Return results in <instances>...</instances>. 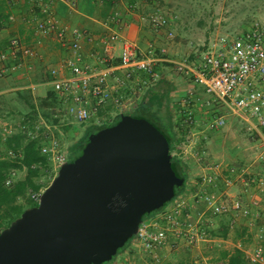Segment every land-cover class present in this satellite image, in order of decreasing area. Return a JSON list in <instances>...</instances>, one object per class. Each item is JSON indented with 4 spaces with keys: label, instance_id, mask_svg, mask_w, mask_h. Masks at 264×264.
I'll return each instance as SVG.
<instances>
[{
    "label": "built area",
    "instance_id": "built-area-1",
    "mask_svg": "<svg viewBox=\"0 0 264 264\" xmlns=\"http://www.w3.org/2000/svg\"><path fill=\"white\" fill-rule=\"evenodd\" d=\"M27 1L37 9L31 20L34 22L35 32L40 37L53 38L67 52L66 57L48 70V79L42 84L48 87L55 99L56 107L52 116L58 119V124L48 125L42 120L41 125L34 124L31 130H27L28 126L24 123L19 127L22 135L38 139V153L45 158L46 166L54 176L59 166L67 160L58 141L50 133L70 125L66 123L67 120L80 125L101 127L119 115L128 113L132 108H129L131 104L128 98L143 83L137 78V74L154 81V68L159 58L152 49L145 53L139 52L131 42L120 36L126 25L120 22L117 13L105 21L106 26L112 29L94 37L64 26L52 12L51 0ZM66 2L70 6L74 3L73 0ZM147 18L153 29L167 26L168 21L157 5ZM82 40L99 51L91 53L94 63L84 61L80 45ZM115 49H119L117 56L113 54ZM159 53L162 55L163 50L160 49ZM18 55L32 57L35 52L32 47L22 46L16 39H10L6 51L0 52V77L20 68L21 63H17ZM113 59L119 62L112 63ZM174 64L178 71L186 70L194 86L201 87L218 101L229 116L244 126L247 136L257 139L264 147V27L251 25L243 31L216 36L207 41L199 59H183ZM118 70L121 71L120 76ZM127 82L131 86H126ZM36 87L38 86H21L19 91L26 89L34 92ZM224 124V117H215L208 121L206 129L216 132ZM13 133L10 127L0 123V134L10 136ZM20 158L18 151L11 150H4V156L0 157L10 160ZM224 172V187L228 189L238 183V188L235 189L239 195L232 196L215 189L217 176L199 175L200 190L191 195L181 193L154 218L144 220L138 226L133 236L137 244L136 252L151 258V264H171L163 262L158 251L172 245L191 251L199 243L207 242L206 235L211 226L210 223L208 226L203 224L202 216L206 214L212 218L229 216L230 227L241 219L246 225L253 227L261 201L260 193L264 190V179L250 177L244 169L236 170L233 167H226ZM14 176L15 172L10 171L4 185L12 183ZM43 190L29 192L27 196L37 204ZM192 205L201 209L195 218L190 214ZM252 235L255 247L245 253L244 258L249 262L262 264V235L258 231ZM115 264L123 263L118 261Z\"/></svg>",
    "mask_w": 264,
    "mask_h": 264
},
{
    "label": "water",
    "instance_id": "water-1",
    "mask_svg": "<svg viewBox=\"0 0 264 264\" xmlns=\"http://www.w3.org/2000/svg\"><path fill=\"white\" fill-rule=\"evenodd\" d=\"M168 137L121 114L89 134L35 206L0 231V264H109L138 226L182 186Z\"/></svg>",
    "mask_w": 264,
    "mask_h": 264
},
{
    "label": "rangeland",
    "instance_id": "rangeland-1",
    "mask_svg": "<svg viewBox=\"0 0 264 264\" xmlns=\"http://www.w3.org/2000/svg\"><path fill=\"white\" fill-rule=\"evenodd\" d=\"M156 5L166 17L167 26L162 29H153L148 23L147 16H144L143 23H146L147 28L151 29L153 33H159L160 45H157L159 47L158 51L162 49V56L168 54L174 62L159 65L156 68L157 73L154 82L162 76L168 79L171 77L178 79V82H175L179 88L176 93H183L184 95L179 98L172 96V99H177L176 101L172 100L171 109L174 112L172 121L174 124L177 123L178 115L183 112H189L192 116H190L189 121H186L187 117H180L179 126L174 129L177 132V136L180 137V141L175 144V149L171 155L180 157L185 162L194 161L206 166L216 163V165L219 164L220 167H223V170L217 172L218 177L215 181V189L218 191L226 190L223 182L225 178L224 168L226 166L221 163L227 164L236 170L244 169L246 172L247 169V172L250 171L254 175H263L264 167H261L259 163L264 159L262 158L264 157V149L260 142L251 136H247L244 126L229 116L226 109L212 96L205 95L201 91L194 92L192 87L186 82L188 75L179 74L180 72L174 63H178L183 59L188 61L199 59L207 41L216 36L243 31L251 25L264 27V0H150L147 15ZM149 49L155 51L153 47ZM140 93L142 95V90ZM33 96L37 99L35 102V115L31 114L30 110L22 114L17 108H13L14 111H3L5 112L3 115L1 113L0 123L10 127L14 133L19 132L20 135L22 130L19 127L22 123L30 125L29 122H32L33 124L41 125V121H44L45 113H47L40 103V100L44 97V92L41 91L40 94L34 93ZM12 97L19 99L18 97L21 96L15 94ZM14 105H16V102ZM32 105L34 107V103ZM0 111H2L1 108ZM219 116L224 117V126L216 132L206 129L208 121ZM66 123L70 124L66 126L68 130H63V128L65 129L64 126L63 128H58L59 131H52L50 134L58 141L61 152L67 160L66 148L79 140L83 134L82 131L94 132L95 127L89 124L80 125L69 120ZM196 129L201 130L202 133L196 134ZM247 143L251 145L246 148V153L244 154L243 146ZM4 150L3 147H0V157L4 156ZM189 167H191V164ZM196 171V167L189 168V177L183 189L186 194L191 195L195 191L200 190L199 186L198 188L196 187L199 183L198 178L195 176ZM14 172V181L24 177V171ZM54 176L50 172L49 167L45 166L38 179V182L44 186L41 189L46 188ZM233 188H238V183H234L230 190H233ZM175 198L173 197L171 201L167 202L160 211L172 203ZM192 207L194 206L192 205ZM197 210L194 211L193 218L198 216ZM160 211H156L152 217L146 218L145 221L154 218ZM210 218L209 214L202 216L203 224L207 225ZM221 221H223V217H219L217 220L218 225ZM206 239L208 241L205 242V245L199 246L191 252L181 246L172 245L170 248H166V251L158 252V255L162 256L164 254L162 256V260H164L166 259V254H170L173 259L167 261L168 263L183 264L185 261H189L192 257L191 255L198 253V255H201L196 257V260L200 258L199 264H216L219 253L223 251L222 247L224 246L217 243L220 239L210 238L208 232ZM136 249L137 244L132 237L119 249L109 264H113L116 259L122 260L136 253Z\"/></svg>",
    "mask_w": 264,
    "mask_h": 264
},
{
    "label": "crops",
    "instance_id": "crops-1",
    "mask_svg": "<svg viewBox=\"0 0 264 264\" xmlns=\"http://www.w3.org/2000/svg\"><path fill=\"white\" fill-rule=\"evenodd\" d=\"M38 1V0H35ZM41 1V0H40ZM45 1V0H43ZM150 0H73V5L70 6L66 0H51L50 6L52 12L55 16L61 21V23L69 29H74L77 31H83L86 34L97 36L100 33H104L107 29H112V27L106 26V20L114 13H117L120 22L125 24L126 27L122 29L120 36L129 42H131L139 52L145 53L149 48H154V50H158L159 42V33H153L151 29L147 28L146 23H143L145 19L144 16H147L149 11L148 4ZM37 12L36 7H34L27 0H0V52L6 51L8 42L10 39H16L20 45L32 47L35 55L32 57H22L18 55L17 63H21L19 69L14 72H11L7 75L0 77V115L5 113L3 111H14L13 108H17L18 111L22 112V114L27 111L31 112V114H35V102L37 99L35 98L34 93L40 94L41 91L45 93L48 90V87L43 86L42 84L48 79V70L58 63L61 59L66 57L67 52L62 50L58 44L51 37H40L34 29V22L31 21L33 19L34 14ZM150 30V31H149ZM81 50L83 54V59L85 62L94 63L91 56V53L99 52L93 46L85 43L83 40L80 43ZM114 56L119 54V49H115L113 52ZM165 56V57H164ZM164 56H156L159 58L158 64L155 66L156 68L162 63H171L174 62L173 59L167 54ZM117 59H113L112 63H118ZM157 70H155V74ZM121 75V71L118 70V76ZM137 78L142 81L144 79V75L137 74ZM169 81L173 82L175 86V82H178L176 78H170ZM188 80V79H187ZM154 82V81H152ZM183 83V82H182ZM146 84L143 81V85ZM189 86L192 87L194 92H203L202 88L194 86L191 81L188 83ZM31 85H37L34 92L29 90H20L21 86L27 87ZM42 85V86H41ZM130 83H126V86H129ZM131 86V85H130ZM142 88H138L134 90V94L129 96L128 102L131 104L129 108L134 105L141 96ZM178 87L175 88L174 92L170 94V97L176 96L175 98L182 97L183 93H176L178 91ZM187 89V88H186ZM19 92L21 97L19 99H15L12 97L15 92ZM183 92L182 90H180ZM140 93V94H139ZM176 101L177 99H171ZM16 102V105H14ZM34 103V107L33 104ZM211 120V119H210ZM197 133H202L201 130L196 129ZM213 132V131H212ZM251 139V138H250ZM251 145L250 143L244 144L243 149L246 153V148ZM264 149L263 145H261ZM248 150V149H247ZM243 154V156H245ZM262 157V156H261ZM260 157V158H261ZM259 158V159H260ZM264 158V157H262ZM257 159V160H259ZM261 160V159H260ZM193 162V163H192ZM188 161L184 163L189 168L196 167L195 176L199 180V175L210 174L218 177L217 172L219 170H223V167H220L219 164L211 163L208 166L198 163L194 161ZM215 162V161H214ZM191 164V167H189ZM222 165L229 167L227 164ZM259 165L264 167V159L260 161ZM225 167V168H226ZM224 168V169H225ZM246 169V168H245ZM247 172V169H246ZM250 177H257L264 179V174L254 175L253 173L247 172ZM226 176V174H225ZM186 185V184H185ZM199 185L196 187L198 188ZM185 187V186H184ZM233 187V186H232ZM231 188V187H230ZM226 188L224 190L229 195H239L237 193V189ZM223 190L221 192H223ZM186 191H182V193ZM261 201L259 203V207L257 210V218L255 219L254 226L250 227L246 225L244 220H238L237 224L234 225V229L243 230V235L235 238L234 240H218L217 243L223 245V250L230 251L233 248H238L240 250L241 255L244 257L245 253H249L255 247V241L253 239V233L258 231L263 235L264 233V190L262 189L260 193ZM191 204V201L188 202ZM198 209V210H197ZM197 210L200 213L201 209L197 207H193L190 212L191 216L194 215V211ZM207 215V214H206ZM219 217L210 218V229H215L218 226L217 220ZM234 232V231H233ZM229 235H232V232H229ZM205 245V242L199 243L195 249L199 246ZM264 248V244H260ZM194 250V249H193ZM191 250V251H193ZM166 251V248L158 251L162 252ZM190 251V252H191ZM139 253H133L128 257L118 260L114 262V264L118 261L121 263H133L134 264H151L153 261L151 258L143 257V255ZM164 255V254H163ZM162 255V256H163ZM192 257L189 259V264H193L194 262H199L201 255H191ZM173 257H170V254H166V259L162 260L163 262L172 260ZM187 262V261H185ZM264 264V261L263 263Z\"/></svg>",
    "mask_w": 264,
    "mask_h": 264
},
{
    "label": "trees",
    "instance_id": "trees-1",
    "mask_svg": "<svg viewBox=\"0 0 264 264\" xmlns=\"http://www.w3.org/2000/svg\"><path fill=\"white\" fill-rule=\"evenodd\" d=\"M154 52L155 56H162L158 53V50H155ZM154 70H156V67L154 68ZM179 72V74H188L186 70H182ZM187 79L188 80L186 82L189 83L191 79L189 77ZM142 81L146 83L144 85L143 83H141L139 86L140 88H142V95L140 96V99L134 105H132V108L128 113L132 116L144 117L150 120L158 128H160V130L168 137V151L170 154H172L175 149V144L180 141V137L177 136V132L174 129L175 127L179 126L178 123L180 121V117H187L186 121H189L191 113L183 112L181 115H178L179 118L176 121L177 123L174 124L172 121L174 112H172L171 109L172 98L170 97V94L174 92L177 86H175L173 82L169 81L168 78H165L163 76L159 77L155 82H152L150 79H148V77L144 76V79ZM202 93L205 95H209L205 93L204 90ZM15 94L18 96L20 95L17 91L14 93V95ZM40 103L47 112L45 113L46 115L44 117V122L50 125L58 124V119L53 118L52 116V114L55 112L56 107L55 99L52 93L46 90L43 99L40 100ZM117 120L118 117H116L110 123L105 124L104 126L112 125ZM29 123L30 125H27V130H31L34 125L32 122ZM104 126L95 127L94 132ZM63 130L66 131L68 129L63 128ZM94 132H87L86 130L82 131L83 134L79 138V140L66 148V156L68 158L67 161H72L80 154L86 137ZM0 147H3V149L5 150H11L13 152L18 151L21 154L20 160L0 159L1 231L6 228L10 224V222L16 220L25 209L35 206V203H33L27 195L29 192H35L44 187L38 182V179L40 174H42V169L46 166V160L38 153V139H30L25 135H20L19 132L13 133L10 136L0 134ZM170 162L178 176L183 179L182 186L177 190L178 193L175 192L174 194V197H177L182 193L184 184L188 180V169L186 164L180 157L171 155ZM10 171H24V177L20 180L13 181L8 186H5L4 180L9 176ZM166 204L167 203H165L164 206ZM160 209L158 211H160ZM219 217H223V221H221V223H219V225L215 229H209L207 231L210 238L234 240L235 238H238L239 236H242L244 234L243 230H235L234 226L230 227L228 225L230 221L229 216L221 215ZM229 232H232V235H229ZM260 244H264V233L262 235ZM118 251L119 249L117 250V253ZM183 264H189V262L187 261ZM216 264L258 263L249 262L241 255L238 248H233L230 251H221L219 253Z\"/></svg>",
    "mask_w": 264,
    "mask_h": 264
}]
</instances>
